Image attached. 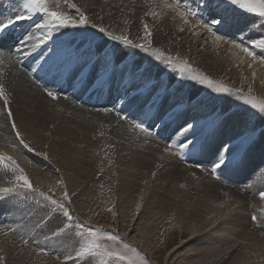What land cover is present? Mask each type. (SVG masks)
I'll list each match as a JSON object with an SVG mask.
<instances>
[{"label": "snow or ice", "instance_id": "6c2138e0", "mask_svg": "<svg viewBox=\"0 0 264 264\" xmlns=\"http://www.w3.org/2000/svg\"><path fill=\"white\" fill-rule=\"evenodd\" d=\"M145 6L147 10L139 17L143 34L137 32L133 36L123 30L117 34L103 24L102 18L93 19L74 3L71 9L75 14H69L59 0H0V65L7 57L9 64L18 66V71L53 101L61 97L68 99V89L78 99H82L79 93L100 99L106 92L107 104L98 111L115 112L130 131L137 134L136 139L143 138L145 143L155 140L164 145L152 162L150 178L153 182L171 174L174 166L181 164L182 171L196 181L192 186L193 195L211 180L221 188H230L234 197L243 200L242 194L252 188L247 183L250 178L240 182L236 177L248 169L253 156L264 159V102L251 95L257 73L252 71L247 93L243 88H231L208 76L193 74L186 60L177 62L172 56H165L160 48L153 47V30L145 18L163 13L165 17L171 15L178 19L184 26H189V18H194L196 23L191 25L192 29L210 33L214 44L224 43L239 49L250 58L252 63L248 67L252 68L253 63L264 66V34L245 32L256 20L264 21V0H164L160 12L148 0L141 5ZM240 17L248 18L243 27ZM124 24L128 25V20ZM260 28L264 29V22ZM185 30L186 27L179 29L181 33ZM93 73L94 79L90 80ZM260 83L264 85V79ZM201 92L206 95L201 97ZM113 93H116L115 98ZM230 98L232 102L227 107L213 103ZM168 101L172 104L167 105ZM0 117L3 119L0 134L7 130L12 136L8 147L13 153L0 151V165L5 169L0 178L9 177L0 183V202L10 201L18 210L40 214L21 229H10L13 233L21 231L28 235L37 245L38 254L54 256L55 264H151L146 255L126 241V236L120 235L118 224L110 229L81 219L73 205L75 193L68 191L59 176V168L54 169L55 183L48 184L46 190L33 182L15 153L26 150L49 164L53 162L52 157L46 147L37 148L25 139L12 108V95L2 81ZM45 134L51 136L52 133ZM106 147L113 149L115 145ZM104 155L108 165L115 169L109 179L115 178L113 183L116 184L119 165L108 151H104ZM120 156L129 162L136 158L134 153H120ZM262 166L264 164L257 166L254 173ZM98 170L104 172L103 161ZM61 185L62 195L56 196V189ZM186 186V183L179 185L180 188ZM153 195V185L148 179L137 186V216ZM258 195L260 201H264V189H258ZM115 207L113 204L107 209L113 217L118 216ZM217 207L224 211L219 215L212 212L194 223L190 239L211 233L218 225L229 221L234 212L233 204L222 202ZM169 215L183 230L187 223L184 209L178 205ZM262 217L264 209L259 216L252 214L245 227L249 231L264 230ZM0 232L8 234L3 227ZM186 255L187 264H213L207 259L210 255L207 247H193ZM0 264H5V257L0 256Z\"/></svg>", "mask_w": 264, "mask_h": 264}, {"label": "bare ground", "instance_id": "6f19581e", "mask_svg": "<svg viewBox=\"0 0 264 264\" xmlns=\"http://www.w3.org/2000/svg\"><path fill=\"white\" fill-rule=\"evenodd\" d=\"M68 3L76 4L81 11H86V14L93 19L102 18L103 24L117 34L121 30L130 31L133 36L137 32L143 34L139 17L143 15V11L147 10L146 6L141 7L145 4V0H69ZM148 3L156 6V10L160 12V6L164 0H148ZM70 14H75V10L72 9ZM145 19L153 30V47L160 48L165 56L170 55L178 62L186 60L197 72L231 88H243L244 91L247 90L249 81H252L254 70L257 76L253 86L259 90L258 94L264 96V85L260 83L264 79V66L253 63L252 68H248L247 56L239 49L224 43L214 44L210 33L200 28L192 29L191 25L196 23L194 18H189V26H184L171 15L165 17L163 13L158 17ZM239 19L241 27L248 23L246 17ZM125 20H128V25L124 24ZM260 24L261 21L256 20L249 25L245 34L256 32L264 34ZM180 27H186V30L181 33ZM193 32L199 35H194ZM0 73H3L0 75V81L6 85L7 91L12 95V108L25 139L35 144L37 148L46 147L52 157L53 162L49 164L42 158L27 153L26 150L15 153L18 163L22 167H27L30 178L36 185L46 190L48 184L55 183L57 174L54 173V169L59 168V176L63 178L68 191L77 193L73 197V203L79 215L83 211L89 212L88 215L92 217L99 213L98 207L102 206V202L114 200L111 202L116 205L115 211L118 213V218L110 226L108 224L105 226L112 229L118 224L120 235L126 236L127 242L136 246L148 257L153 252V244L159 241L155 239L166 238L165 241L163 240L165 252H169L171 256H177L176 264H187L186 254L193 247H207L210 251L207 259L213 264H231L229 263L231 261L232 264L234 262L235 264H264V230L249 231L245 227L252 214L259 216L261 209H264V201H260L258 195V189H264V169L258 168L254 173L257 166L264 164V159L259 155L253 156V162L249 164L248 169L236 177L240 182L250 178L247 183H250L252 188L242 194L243 200L234 197L233 190L230 188H221L211 180L206 181V186L196 190L193 195L192 186L196 184V181L182 171L181 164L175 165L171 174L153 182L150 178V170H153L152 162L159 156L162 148L158 151L153 150L150 144L144 145L143 138L136 139L137 134L130 129L121 125L115 127V121L106 117L103 110L92 111L88 107L81 106L85 112H88V109L98 113L93 116V118L98 116L95 121L86 118V114L81 110L74 109L80 106L78 101L72 100L74 98L65 100L61 97L56 101L51 100L35 84L28 85L29 79L24 73L18 71V66L9 64L7 57L0 65ZM245 77L248 79L245 80ZM39 94H42V97ZM109 114L115 116L117 123H124L116 114ZM2 124L3 119L0 117V125ZM122 128L126 134L113 136V132H110L111 138L108 137L109 131ZM48 131H51V136L45 134ZM101 132L103 136L100 135ZM128 133L134 134L133 137ZM11 141L12 136L4 130L0 134V151L13 154L8 147ZM107 145H115V147L108 149ZM97 151L99 155L95 156ZM104 151H108L111 158L119 165L116 184L113 183L115 178L109 179L110 173L115 169L108 165ZM120 153H134L136 158L129 162L122 158ZM102 156L105 170L100 173L98 165L102 161ZM28 160L33 161L30 167ZM43 167L45 168L41 172L40 168ZM145 179L153 185L154 195L151 201L141 208L137 216L135 208L139 200L137 186L141 185ZM41 181H43L42 185ZM181 183H186L188 186L180 188ZM110 187L112 191L108 190ZM252 192L256 195L253 196ZM245 200L248 201L247 204ZM222 202L233 204L234 212L229 217V221L218 225L217 229L211 233L190 239L192 225L212 212L219 215L224 210L217 205ZM178 205L184 209L187 221L183 230L179 224L170 220L169 213ZM92 207L95 209L92 210ZM81 219L84 220L82 216ZM130 222H133V226L129 225ZM169 237L177 242L167 249L165 242ZM14 253H20V250H16L9 240L0 235V256L7 259Z\"/></svg>", "mask_w": 264, "mask_h": 264}, {"label": "rangeland", "instance_id": "374dc122", "mask_svg": "<svg viewBox=\"0 0 264 264\" xmlns=\"http://www.w3.org/2000/svg\"><path fill=\"white\" fill-rule=\"evenodd\" d=\"M59 1L61 2L60 3L61 6L63 4H65V6H63V9L66 10V11H69V14H70V11L72 10L71 9V5L69 3H64V0H59ZM50 2H51V0H50ZM261 22H264V21H261ZM257 51L259 52L260 50H257ZM167 56H169V55H167ZM249 63H252V62H251L250 58L247 57L246 64H249ZM246 64H244V66ZM178 66H179V64H178ZM153 71L156 72V71H159V70L158 69H153ZM193 74H199V75L205 76V75L201 74V72L199 73V72H197V70H194V69H193ZM27 82H28V85L31 84V82L29 80H27ZM198 87L199 88H206V86H201L200 87L199 85H198ZM39 91H41V90L39 89ZM258 91L259 90L257 89V87L253 86V91H252L251 95L254 96L257 101L264 102V96H261L260 94H258L259 93ZM244 92L247 93V90L244 91ZM41 95L42 94H39L40 97H42ZM200 95H201V97H204L206 95V93L201 92ZM72 100L74 102L77 101V100H74V99H72ZM141 102H143V100ZM231 102H232V98H230L227 101H224V100L213 101V103L217 104L220 107H222L223 104H224L223 107H227V106H229L231 104ZM52 103L55 104L56 102H52ZM240 103H242V101H240ZM171 104H172V101H168L167 102V105H171ZM74 109L81 110L82 113L86 114V118L94 119L95 121H97V119H98V116L96 118H93V116L98 114L96 112H92L95 109H90L89 108L92 111H89L87 109L88 112H85L83 107H81V106L75 107ZM183 111H184V109H183ZM89 114H91V115L89 116ZM105 114H106V117H109L110 119H113L115 121L114 122L115 127L118 126V125H121L122 127L129 129L128 128L129 126L127 124H125V123H117L115 116H113L112 114H109V113H106V112H105ZM99 127H101V126L99 125ZM124 128L119 129V130L114 129L113 131H109L108 130L109 131L108 137L111 138L110 134L112 132H113V136L120 135V134H126ZM128 135L133 137L134 134L128 133ZM149 144H150V148L153 149V150H156V151H158L160 148H163V146H164L162 143L158 144V142L155 141V140H152V141H149L147 143H144L145 146H148ZM97 153H98V151H97ZM97 153H96L95 156H97ZM26 159H28V158H26ZM101 160L102 161L104 160L103 156L101 157ZM252 162H253V160L251 159L250 163H252ZM28 166L30 167L29 163H28ZM24 168H25V171L29 173L27 167L24 166ZM44 168L45 167L40 168L41 172L44 170ZM262 168L264 169V166L261 167V169ZM3 170H5V169L3 168L2 165H0V172L3 171ZM3 177L4 178L0 179V183H2L3 181H6L9 178L7 176H3ZM62 187H63V185H61L60 188L56 189V196H61L62 195V192H61ZM252 193H254V192H252ZM76 194L77 193H75V195ZM76 201L78 202L79 200L77 199ZM111 201L114 202V200H108L107 202H105V201L102 202V204H101L102 206L98 207L99 213L96 214V215L94 214L92 217H90L88 215L89 212L81 211L80 215L82 216V218L84 220H90V222H91V224L93 226H100V225L105 226L106 224H108V226H110L111 224L116 222L115 220L118 218V216L117 217H113L112 213L107 211V209L112 207V205H113ZM73 205H74V203H73ZM94 209L95 208L92 207V210H94ZM114 211H115V209H114ZM39 215H40L39 213H37L35 215H31V214L28 213L27 210H24V211L18 210V209H16L14 207L13 203L10 202V201L2 202L0 204V227H3L6 231H8L7 235H5L3 232H0V235L2 236V238L9 240L14 245L15 249L16 250H20V253H21V255H16V254H20V253H14V255L12 254L11 255V257L13 256L12 258L8 256V258L5 259V264H55V257L54 256H52V255L44 256L42 254H38L37 245L33 242V240H31L28 237V235L22 233L21 231H17L15 233H13L10 230V229H21L24 224L32 223L33 221H35L38 218ZM132 223L133 222H130L129 225L133 226ZM22 236H23V238H22ZM25 239L28 240L27 244L24 243ZM155 240L156 241L159 240V241L157 242V244H153V247H152L153 252L150 255V257H148L146 254H142V253L141 254L142 255H146V257L151 261V264H176L177 260H178L177 256H175V255L171 256V255H169V252H165L164 245H163V240L165 241L166 238H162L161 240L160 239H155ZM176 242L177 241H175L173 238L169 237L167 239V241L165 242L166 243V248L169 249ZM40 246L44 247V245H40ZM229 263L232 264V261L229 262ZM235 263L236 262H234V264Z\"/></svg>", "mask_w": 264, "mask_h": 264}]
</instances>
